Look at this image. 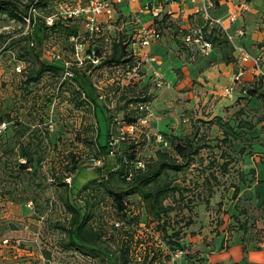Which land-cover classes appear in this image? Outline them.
Instances as JSON below:
<instances>
[{"label": "rangeland", "instance_id": "rangeland-1", "mask_svg": "<svg viewBox=\"0 0 264 264\" xmlns=\"http://www.w3.org/2000/svg\"><path fill=\"white\" fill-rule=\"evenodd\" d=\"M139 1L46 0V4L43 2L39 8L33 10L37 16L47 15L48 24H52L59 16L73 19L71 24L76 26L78 34L70 37L69 41L63 38L57 40L56 35L45 40L41 47L42 59L63 65L66 68L64 77L67 78L79 76L73 74L76 70L73 68L74 65L81 71L87 69L92 82L99 90L100 107H97V117L86 112L85 106H75V100L70 101L66 89L71 90L72 84L70 81L66 84L62 83L64 78L58 80L51 74H45L41 82L32 84L29 89L22 86L23 70L18 71L16 66L20 64L23 69L26 63L18 60V47L12 42L17 39L21 40L20 43L26 42L23 36L28 33L30 19H27L26 25L23 26L20 22L0 15V114L10 112L22 122H27L30 127L26 129L28 133L33 128L44 131L48 129L52 138L51 152L44 161L45 165L41 171L49 177L52 173L48 169L52 167L54 159L58 167V162L70 151L82 157L86 161L85 168L67 178L76 190L98 176L97 167L103 166L105 162L115 165L117 161L116 156L106 154L103 161H89L90 150L76 138L78 132L85 126L92 125L93 129L98 126L101 128V141L105 142L104 133L108 128V118L111 119L109 125L114 131L117 143H121L123 148L135 144L137 157L143 162L160 146L174 153L172 147L163 145L159 140L158 135L162 131L180 136L192 132H199L200 135L205 132L207 141L212 145H220L217 137H222V130L218 126H208L200 121L202 118H211L213 114L211 105L205 102L203 104V100H199L192 108L187 107L194 95L195 73L197 75L199 71L190 72L191 76L186 80L180 78L177 86L165 87L164 83L158 85L157 78H153L154 74H149L144 68L145 60L141 55L136 54V50L145 48L142 45V36L146 29L154 28L156 32H160L154 24V19L161 17L155 15L156 10L154 11L151 2L137 4ZM100 3L102 6L98 11L96 8ZM92 25L97 28L92 29ZM9 35H12L13 40L6 45L8 43L6 40L11 39ZM122 35L126 36L125 41L128 42L133 54H136L138 62L135 61V65L103 64L104 59L112 52L113 41ZM177 41L181 43L180 38H177ZM72 45L75 46L74 50L71 48ZM97 49L100 50L101 56L98 55ZM185 50H187L186 57L177 53L178 51L174 52L186 60L198 56V53L202 55L200 51ZM204 56L208 57V55ZM89 62L93 65L90 66ZM172 72L174 73L173 69ZM134 82L138 83L134 89L136 91L148 87L144 95L152 97V101L147 105L148 116L140 119L133 128H130L131 126H127L124 120L125 112L136 114L137 108L140 110L139 105L144 104L134 102L125 110L123 108L125 102L121 100L122 97L127 94V97L134 96L133 91L126 86ZM245 82H241L243 87L246 85ZM242 91L245 94L244 90ZM246 99L248 98H242V101L232 106H223L222 113L215 115L223 117L236 126L240 117L244 119L242 114L237 115L236 112L244 106V114L247 118L256 119L257 115H253V108ZM199 111L203 116H200ZM9 126L11 123L8 121L0 123V146L6 139L12 137L13 130L16 129ZM263 137L253 136L249 144L245 140L246 136L243 135L240 140H234L232 145L223 143L222 148L214 147L213 151L217 155H220L221 149L229 151L233 161L229 172L224 175L218 170V165L213 166L220 180L219 184L213 185L212 193L208 184H202L207 175H211L213 171L206 169L204 172V168L214 156L209 148L201 151L204 157L203 164L196 161L197 163L185 170L173 174L175 184L183 189L185 200L181 205H186L181 212L178 213L181 208L179 206V210L171 213L173 218L171 228L173 230L182 228L180 231L184 233L183 238L180 239L183 246L181 248L170 245L162 231L157 228V223L150 221L144 213L139 196H131L129 199L132 213L141 212L142 215L140 226L131 223L133 228H130L126 223L127 229H131L129 231L134 235L131 264L144 262L147 264L153 262L154 264H264V248L255 249L260 248L259 243L264 242V230L259 231L264 228L263 212L259 206L264 198V182H260L258 169L252 166L257 158L261 157L260 160H263L264 152L253 151L251 147L256 142L264 143ZM243 146H246L247 150L241 153L239 149ZM261 153L263 154L260 155ZM15 158L14 155L13 159ZM253 167L254 173L249 171ZM29 175L26 173L25 176ZM240 182L243 183L241 192L238 198H234L233 186ZM3 183L7 185L6 189L16 188L18 193L22 187L29 189L26 181L21 184L13 179L5 180L0 172V187ZM41 199H46L44 206L48 208L42 217H38L35 212L36 203L11 201L8 203L0 197V264H103L101 258L94 259L92 256L74 249H64L61 246L60 241L64 234L55 228V219L65 218V212L57 199L55 188L49 187ZM105 207H108L107 211L111 210L109 206ZM243 209L247 211L248 222L252 223L251 229L245 234L237 228L238 222L231 216L233 212ZM190 220L193 223L187 225ZM197 234L199 236L195 238ZM110 240L112 241L113 238ZM151 260L153 262H150Z\"/></svg>", "mask_w": 264, "mask_h": 264}, {"label": "trees", "instance_id": "trees-1", "mask_svg": "<svg viewBox=\"0 0 264 264\" xmlns=\"http://www.w3.org/2000/svg\"><path fill=\"white\" fill-rule=\"evenodd\" d=\"M43 2L46 4V0H0V15L8 17L12 21L20 22L23 26L26 25V20L30 19L28 33L23 36L26 42L20 43V39L12 42L18 47V60L26 63L22 69L24 76L22 86L25 89H29L32 84L41 82L45 74H51L57 77L58 80L64 78L62 83L66 84L70 81L72 84L71 90L68 89L67 91L66 89L70 101L74 102L75 100V106L79 107L83 105L86 112L97 117V107H100L98 102L99 90L92 82L87 69L81 71L79 67L74 65L73 68L76 70L73 71V74L80 77L67 78L66 76L64 77L66 68L63 65L55 61H44L42 59L43 51L41 47L45 40L56 35L57 40L63 38L65 41H69L70 37L78 34L76 26L71 24L72 18L67 19L66 17L59 16L53 20L52 24H48L47 15H35L33 10L39 8ZM157 16L161 17H156L154 24L160 31L157 32L160 35L158 39H160L166 28L173 27L174 20L167 11H162ZM199 25H203V22L196 24V26ZM204 29L206 31V38L213 43V48L218 46L227 61L234 60L232 54L235 51V45L226 33L218 27H213L211 30H208L207 27ZM189 30L190 28L182 35L180 49L185 50L189 48L192 51L198 52L199 50L195 45H189L184 40ZM9 36L11 37L12 35ZM125 37V35H122L113 41L111 46L112 52L104 59L103 64L135 65V61L138 62L136 54H133V51L129 49ZM11 40H13V37L10 40H6L8 42L6 45ZM71 48L74 50L75 46L72 45ZM100 53V50H98L99 56H101ZM92 62H89L90 66L93 65ZM137 84L134 82L132 85L126 86L127 89L133 91L134 96L127 97V94L121 99L125 102L124 110L134 102L144 103L139 105L140 110L137 108L136 114L125 112L124 120L127 126L132 127L140 119L148 116L149 112H147L145 106L149 105L152 101V97L144 95L148 87H145L144 90L136 91L134 89L138 86ZM242 90H244L245 94L237 98L236 104L242 101V98H248L246 102L249 101V106L254 97L260 101H264V81L256 74L251 81H246V85ZM244 110V106H242L236 112L237 115L242 114L241 116L244 117V119L239 118L236 126L218 115L209 119H200L204 124L214 127L218 126L222 130V137H217L220 145H212L211 142L207 141V137L205 138L207 134L205 132L200 135L199 132H192L189 135L180 136L162 131L160 133L164 138V142L161 141L162 144L172 147L174 153L160 146L144 162L142 159H139L140 157H137V146L135 144L123 148L121 143H117L114 131H112L109 125L111 122L110 118L107 119L108 128L104 133L105 142L101 141L102 132L99 126L96 129H93L92 125L90 127L85 126L82 131L78 132L76 138L90 150L89 161H103L105 154L116 156L117 161L115 165L105 162L103 166L97 167L98 176L88 181L79 190L74 189L67 178L85 168L86 161L82 157H78L76 152L70 151L63 160L58 162V167L56 159H54L52 167L48 169L52 173L49 177L41 171L45 165L44 161L51 152L52 138L48 129L44 131L39 128H33L28 133L26 129L30 127H28L27 122H22L10 112L4 115L0 114V123H7L8 121V123H11L9 128H16L13 130L12 137L6 139L3 145L0 146V172H2L3 179H13L21 184L26 181L29 188L22 187L18 193L16 188L13 190L6 189L7 185L3 183L0 187V197L3 200H7L8 203L10 201L14 203L34 202L36 203L35 212H37L38 217H42L48 207L44 206L46 199L42 200L41 198L46 194L49 187H54L57 199L61 202V206L65 212V218L55 219V228L64 234V237L60 241L61 246L64 249H74L82 254L92 256L94 259L101 258L100 261L103 264H131V246L134 235L129 231L131 229H127L126 223L130 225V228H133L131 223L138 226L141 225V212L138 214L132 213L129 199L131 196L138 195L140 204L145 210L144 213L148 219L157 223V228L162 231L163 236L168 239L172 247L181 248L183 246L180 239L183 238L184 233L180 231L182 228L178 230L171 228L173 224L171 213L179 209L178 213L181 212L182 208L186 205H181L182 201L185 200L183 189L180 185L175 184L173 174L185 170L192 164L197 163L196 161L203 164L204 157L201 151L205 148L213 151L216 146L222 148L223 143L232 145V143L234 144V140H240L243 135L246 136L245 140L250 144L253 136L260 135H253L251 131L255 129L259 122L264 121V112H260L262 115H259L258 109L254 111L253 108L252 113L253 115L256 114L257 117L251 120V118H247L244 114ZM262 129H264V125ZM260 136L263 137V135ZM256 144L264 146V143L256 142L251 145L253 151L256 150ZM246 150V146H243L239 149V152L243 153ZM213 154L214 156L204 168V172L206 169L213 170V166L216 164L219 167L218 170L223 175L227 174L233 161L231 153L226 149H221L220 155H217L214 151ZM14 155L16 156L15 159H13ZM221 159L222 162H220ZM138 162H142L143 165H138ZM249 171L254 173V167ZM249 171L247 172L248 174ZM211 172V175L208 174L202 184H208L212 193L214 190L213 185L219 184L220 179L217 172L214 170ZM26 173L30 175L26 177ZM213 181L215 182L213 183ZM241 182L233 186L232 197H239L241 185L243 184ZM260 182H264V177H260ZM206 201L209 203L208 200ZM48 202L49 198L47 199V204ZM105 206H109L111 210L107 211L106 208L108 207ZM179 206L181 208L178 209ZM259 206L263 212L262 223L264 224V198ZM246 212L243 209L242 211H235L231 215L238 222L237 228L244 234L252 226V223L248 222ZM250 220L254 222L253 219ZM192 223L190 220L186 224L191 225ZM169 229L172 230L169 231ZM263 230L264 228H261L259 231ZM111 238H113L112 241L110 240ZM150 262L153 261L151 260Z\"/></svg>", "mask_w": 264, "mask_h": 264}, {"label": "crops", "instance_id": "crops-1", "mask_svg": "<svg viewBox=\"0 0 264 264\" xmlns=\"http://www.w3.org/2000/svg\"><path fill=\"white\" fill-rule=\"evenodd\" d=\"M150 1L140 0L137 4H147ZM240 1L216 0V8L213 12L223 20L227 29L233 35L234 43L247 48L252 56L259 57L264 67V0H246L249 3L248 9L240 12L236 20L232 21L230 17L240 7ZM159 9L160 12L167 11L171 14L174 25L173 27L166 28L160 39H153L152 44L143 46L145 48L139 51L136 50V54L141 55L143 60H145L143 61V65L146 71L149 74L153 73L154 79L161 78L164 84H166L165 87L177 86L180 78L186 80L191 76L190 72L194 70L199 71V74L197 73L196 75L195 73L196 79L193 80L194 95L188 103V108H192L199 100H203V104L205 102L209 103V106L211 105L212 116H214L217 113H222L221 108L223 106L236 104L237 98L243 95L242 88L244 86L242 85L243 83L234 82V73L237 67L236 59L240 51L235 49L232 54L234 57L232 61H227L223 57L221 49L218 46L212 49L208 57L199 53L197 54L198 56H193L190 60L177 56L175 54L177 51L183 57H186L187 54V50L179 51L182 44L177 41V38L182 40V35L188 28L196 26V24L202 21L198 13V5L187 4L185 2H163ZM247 11L249 13H246ZM241 17L242 20H240ZM240 28L245 30V35L240 36L238 34ZM189 51L191 50L189 49ZM172 69L175 74L172 72ZM254 75V71L250 67L245 81H251ZM227 87L234 88L229 95L225 91ZM199 94L201 97H199ZM250 106L254 108V111L258 109L259 114L260 112H264V101H260L255 97L252 98ZM199 113L200 116H203L201 111ZM263 125L264 121L259 122L255 129L251 131V134L264 136ZM255 149L264 152L262 144H256ZM260 159L261 157L257 158L252 166L258 169L260 177H264V162ZM198 236V234L195 235V238H198ZM259 246L260 248L255 249L264 248V242L259 243Z\"/></svg>", "mask_w": 264, "mask_h": 264}, {"label": "built area", "instance_id": "built-area-1", "mask_svg": "<svg viewBox=\"0 0 264 264\" xmlns=\"http://www.w3.org/2000/svg\"><path fill=\"white\" fill-rule=\"evenodd\" d=\"M185 2L187 4L192 3L195 5H198V13L203 21V25L194 26L191 27L188 33L185 35V42L189 45H195L198 50L203 55H210L212 49H213V43L206 38V31L205 27L208 28V30H211L213 27H218L222 31L226 33L228 38L234 43L233 35L230 33V31L227 29L225 23L223 20L219 17H217L214 14V9L216 8V0H151V4H153V8L155 11V15L159 14V8L161 7L163 2ZM240 7L235 11L234 14L230 17L232 21H235L237 16L240 12L243 10L248 9L249 3L246 0L240 1ZM100 6H102V3L99 4V7L96 8L98 11H100ZM92 29L97 28L94 27V25L91 26ZM142 45L148 46L151 44L153 39H158L160 36L154 28L146 29L144 31ZM245 33L243 28H240L238 30L239 35H243ZM235 44V43H234ZM235 49L240 51V54L237 58V71L234 73V82L235 83H241L245 81L246 74L248 72V69L252 67L254 73L261 77L264 81V67L261 64L260 58L252 56L250 51L243 47L242 45L235 44ZM18 71L22 70V66L18 65L16 66ZM158 85L163 84V80L161 78H157ZM233 87H227L225 89L226 94H230L233 90ZM143 108V106H142ZM145 108H149L148 106H145ZM130 128H133L132 126ZM158 138L160 141L164 142V138L161 134L158 135ZM138 165H143L142 162H138Z\"/></svg>", "mask_w": 264, "mask_h": 264}]
</instances>
